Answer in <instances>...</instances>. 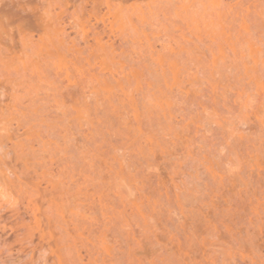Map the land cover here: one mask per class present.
<instances>
[{
    "label": "rangeland",
    "instance_id": "1",
    "mask_svg": "<svg viewBox=\"0 0 264 264\" xmlns=\"http://www.w3.org/2000/svg\"><path fill=\"white\" fill-rule=\"evenodd\" d=\"M34 11L43 15L38 24L0 16V151L9 150L0 153V215L10 218L15 207L28 208L37 237L46 197L70 196L62 208L71 204L74 211L61 209L82 264L119 257L116 234L124 246L132 242L135 264H164L170 254L175 259L166 260L174 264H264V0H45ZM227 133L239 148L232 172L225 163L236 152L229 154ZM20 145L33 148L37 155H28L36 158L27 159ZM11 163L23 174L6 175ZM121 165L123 182L115 179ZM25 181L30 187L36 182L42 194L28 190ZM227 186L236 194L250 192L239 193L244 200L228 209L229 216L218 205L239 198ZM224 193L232 195L226 199ZM219 211L226 217L219 218ZM137 214L153 225L146 236L147 221ZM114 226H123L125 239ZM224 227L235 228V235ZM246 231L250 237L240 235L246 240L241 247L233 236ZM216 240L224 244L212 245ZM52 257V264H62Z\"/></svg>",
    "mask_w": 264,
    "mask_h": 264
},
{
    "label": "bare ground",
    "instance_id": "2",
    "mask_svg": "<svg viewBox=\"0 0 264 264\" xmlns=\"http://www.w3.org/2000/svg\"><path fill=\"white\" fill-rule=\"evenodd\" d=\"M45 0H0V16H3V17H5V18H7V19H9V20H21V21H25V22H33V23H36V24H38L40 21L39 20H41L42 19V17H43V15H41V14H37L35 11H34V9L39 5V4H42L43 2H44ZM51 10H48L47 12H50ZM51 13V12H50ZM50 16L52 17V15L50 14ZM42 34V33H41ZM237 60V59H236ZM234 62V61H233ZM238 62V61H237ZM235 63V62H234ZM165 74V73H164ZM130 76V75H129ZM158 76H159V74H158ZM138 77V76H137ZM203 77V76H202ZM156 79V78H155ZM207 79V78H206ZM167 80V79H166ZM210 80V79H209ZM152 83V82H151ZM173 83H175V82H173ZM152 84H154V83H152ZM151 85V84H150ZM194 85V84H193ZM238 85V84H237ZM152 86H154V85H152ZM148 88V87H147ZM153 88V87H152ZM155 89V88H154ZM148 90V89H147ZM150 91H151V89H150ZM148 92V93H150L151 94V92ZM155 91V90H154ZM170 92V91H169ZM131 93V92H130ZM147 93V94H148ZM149 94V95H150ZM154 94V93H153ZM157 94H159V92L157 93ZM162 94V93H161ZM182 94V93H181ZM183 95V94H182ZM161 96V95H160ZM163 96H164V94H163ZM191 96V95H190ZM195 96V95H194ZM167 98V97H166ZM162 99H164V98H162ZM249 99V98H248ZM171 100V99H170ZM157 101V100H156ZM183 101V100H182ZM240 101V100H239ZM246 101H248V100H246ZM166 104V103H165ZM145 105H147V104H145ZM159 105H161V104H159ZM164 105V104H163ZM243 105V104H242ZM192 106V105H191ZM205 108V107H204ZM169 109H170V107H169ZM242 109H244V108H242ZM247 109V108H246ZM152 110V109H151ZM250 111V110H249ZM151 112H153V111H151ZM110 113H112V112H110ZM194 113V112H193ZM218 113V112H217ZM117 114V113H116ZM204 114V113H203ZM208 114V113H207ZM210 114V113H209ZM111 115H113V114H111ZM110 115V116H111ZM148 115V114H147ZM160 115V114H159ZM174 115V114H173ZM193 115V114H192ZM165 116V115H164ZM195 116H197V115H195ZM203 116V115H202ZM146 117V116H145ZM159 117V116H158ZM166 117H167V115H166ZM175 117V116H174ZM208 117V116H207ZM204 118H205V116H204ZM213 118V117H212ZM148 119V118H147ZM162 119H164V118H162ZM166 119V118H165ZM126 120V119H125ZM181 120V119H180ZM197 120V119H196ZM200 120V119H199ZM239 120V119H238ZM203 121H205V120H203ZM149 122V121H148ZM173 123V122H172ZM205 123V122H204ZM244 123V122H243ZM243 123H240V125L241 124H243ZM145 124H147V123H145ZM212 124V123H211ZM113 125V124H112ZM205 125V124H204ZM244 125V124H243ZM146 126V125H145ZM130 127V126H129ZM213 127V126H212ZM241 127V126H240ZM243 127V126H242ZM94 128V127H93ZM146 128V127H145ZM244 128V127H243ZM127 129V128H126ZM133 129V128H132ZM158 129H160V128H158ZM207 129V128H206ZM205 129V130H206ZM96 130V129H95ZM91 131H93V129H91ZM131 131V130H130ZM236 131V134L238 133L237 132V130H235ZM160 132V131H159ZM202 132V131H201ZM206 132V131H205ZM228 133H229V131H227ZM94 133H96V132H94ZM142 133V132H141ZM145 133V132H144ZM181 133V132H180ZM209 133V132H208ZM227 133V139L230 137L229 136V134ZM138 134V133H137ZM230 134H233V130L231 129L230 130ZM17 135V134H16ZM88 135H89V133H88ZM247 135V134H246ZM128 136H130V135H128ZM137 136V135H136ZM143 136V135H142ZM210 136H212V135H210ZM1 137V136H0ZM3 137L4 136H2V138H0V139H3ZM160 137V136H159ZM165 137V136H164ZM207 137V136H206ZM6 138V137H5ZM8 139V138H7ZM16 139V138H15ZM90 139V138H89ZM194 139H196V138H194ZM230 140L232 139V137L231 138H229ZM228 139V141H229V143L228 144H230L229 146H230V150H233V151H228L229 152V154L231 153V152H236V154L235 153H231V155L229 156V164L228 163H225V164H227L228 165V167H227V171L228 170H230V167L229 166H231V167H233L234 168V166H236L237 164H234V162H237L238 160L236 159V158H238V156L237 157H235L236 155H239V154H237V150L236 151H234L235 149H237L238 148V146H237V148H234V147H236L235 145L236 144H233L234 146H232V142L230 141ZM130 141H131V139H129ZM164 140V139H163ZM15 141H17V140H15ZM64 141H66L65 139H64ZM92 141V140H91ZM161 141H162V139H161ZM41 142V141H40ZM44 142V141H43ZM93 142V141H92ZM127 142H129V141H127ZM159 142H160V140H159ZM13 142H11V144H12ZM5 144V143H4ZM3 144V145H4ZM174 144H176V143H174ZM197 144V143H196ZM241 144H243V143H241ZM139 145V144H138ZM171 145H173V144H171ZM191 145H192V143H191ZM12 146L14 147V143L12 144ZM129 146V145H128ZM181 146V145H180ZM244 146V145H243ZM3 147H5L6 148V146H3ZM34 147H36V146H34ZM45 147V146H44ZM113 147V146H112ZM175 147V146H174ZM226 147V146H225ZM227 147H228V145H227ZM232 147H233V149H232ZM10 148V147H9ZM22 149V150H25L26 151V154H27V159H35L36 157H34V158H29L31 155V157H33V156H35V155H37V153L36 154H34L35 153V151H33L32 149L33 148H28V150L29 149H31L32 151H33V153H32V151H30L29 153H28V151H27V148H25L24 146H22V145H20V147H19V149ZM128 148H130V147H128ZM165 148V147H164ZM217 148V147H216ZM246 148V147H245ZM7 149V148H6ZM5 149V150H6ZM16 149V148H15ZM19 149H18V151L15 153L14 152V156H15V154H16V156H18L19 158H21V153L20 154H18L19 153ZM44 149V148H43ZM148 149V148H147ZM146 149V150H147ZM175 149V148H174ZM173 149V150H174ZM239 149V148H238ZM12 150L13 151H15L13 148H12ZM45 150H46V148H45ZM126 150H128L127 148H126ZM209 150H211V148H209ZM8 149H7V151H5V153L4 152H1L0 151V153H4V154H8ZM169 151V150H168ZM176 151V150H175ZM186 151V150H185ZM203 151V150H202ZM164 152H167V151H164ZM214 152V151H213ZM241 152H243L242 151V149H241ZM176 153V152H175ZM184 153V152H183ZM210 153H212V152H210ZM215 153V152H214ZM213 153V154H214ZM217 153V152H216ZM28 154H31V155H28ZM112 154V153H111ZM114 154V153H113ZM127 154V153H126ZM132 154V153H131ZM195 154V153H194ZM247 154H250L249 152L247 153ZM20 155V156H19ZM39 155V154H38ZM179 155V154H178ZM208 155V154H207ZM2 156V155H1ZM8 156H11L10 154L8 155ZM150 156H152V155H150ZM186 156V155H185ZM198 155H196V157H197ZM231 156L233 157L234 156V158L235 159H233L232 160V158H231ZM18 157H15V159H17ZM25 157V156H24ZM181 157H183V156H181ZM241 156H239V158H240ZM12 158H13V156H12ZM19 158H18V160H19ZM228 158V157H227ZM248 158H250V157H248ZM247 158V159H248ZM14 158H13V160H15ZM23 159V158H22ZM37 159H39V157L37 158ZM134 159V158H133ZM175 159V158H174ZM182 159V158H181ZM204 159H205V157H204ZM208 159V158H207ZM212 159H214V158H212ZM24 160H25V158H24ZM136 160V159H135ZM184 160V159H183ZM215 160V159H214ZM137 161V160H136ZM189 161V160H188ZM201 161H202V159H201ZM204 161H206V160H204ZM203 161V162H204ZM208 161V160H207ZM25 163H24V165H27L29 162H28V160H26V161H24ZM189 162H192V161H189ZM199 162V161H198ZM40 163V162H39ZM165 163V162H164ZM12 164V163H11ZM23 164V163H22ZM95 164V163H94ZM174 164H176V163H174ZM204 164H206V162L204 163ZM216 164V163H215ZM23 165V166H24ZM29 165V164H28ZM30 165H31V162H30ZM108 165V164H107ZM113 165V164H112ZM124 165V164H123ZM143 165V164H142ZM195 165V164H194ZM234 165V166H233ZM14 166H16V165H14V164H12V165H10L9 167H7L6 168V175H12L13 174V172L15 171H17V173H21V174H23L22 173V171H20V172H18V170L17 169H15L14 168ZM34 166V165H33ZM111 166V165H110ZM125 166V165H124ZM162 166V165H161ZM220 166V165H219ZM250 166V165H249ZM248 166V167H249ZM29 169H30V167H32V166H27ZM112 167V166H111ZM184 167V166H183ZM209 167V166H208ZM210 167H212V166H210ZM215 167V166H214ZM90 168H93L92 166L90 167ZM101 168V167H100ZM123 168H125V167H122V165L120 166V169H119V172H118V174H117V176L115 177V179L116 178H120V180L122 181V180H124V179H126V176H125V178L123 177L124 176V174H123ZM156 168V167H155ZM163 168V167H162ZM167 168V167H166ZM213 168V167H212ZM220 168H222V167H220ZM232 168V170H230L231 172L232 171H235L234 169ZM236 168V167H235ZM239 168V167H238ZM257 168V167H256ZM160 169V168H159ZM172 169V168H171ZM9 170V171H8ZM26 170V169H25ZM165 170V169H164ZM170 170V169H169ZM173 170V169H172ZM241 170V169H240ZM247 170V169H246ZM46 171V170H45ZM99 171V170H98ZM133 171H135V170H133ZM189 171V170H188ZM193 171V170H192ZM216 171V170H215ZM230 171H228V172H230ZM260 171V170H259ZM1 173H3L2 171H0ZM8 172H11V174H9ZM27 172V171H26ZM25 172V173H26ZM37 172V171H36ZM47 172V171H46ZM126 172V171H125ZM202 172V171H201ZM43 173V172H42ZM48 173V172H47ZM47 173H45V174H47ZM130 173V172H129ZM220 173V172H219ZM239 173H241V172H239ZM238 173V174H239ZM27 174V173H26ZM44 174V175H45ZM51 173H48L47 175H45V176H52V175H50ZM55 174V173H54ZM131 174V173H130ZM142 174V173H141ZM205 174V173H204ZM221 174H224V172L223 173H221ZM226 174V173H225ZM223 175L222 177H224V176H226V175ZM233 174V173H232ZM260 174V173H259ZM5 175V177L6 178H8V180H10V177L11 176H9V177H7ZM14 175V174H13ZM27 175H29V174H27ZM43 175V174H42ZM100 176H101V174H99ZM116 175V174H115ZM189 175V174H188ZM210 175V174H209ZM255 175V174H254ZM2 176V175H1ZM14 176H16V175H14ZM17 176H18V174H17ZM100 176L98 177V178H100ZM102 176L104 177V174H102ZM189 176H191V174L189 175ZM188 176V177H189ZM201 176V175H200ZM207 176V175H206ZM237 176V175H236ZM239 176V175H238ZM21 175H19L18 176V178H20L21 179ZM28 177V176H27ZM30 177H32V176H30ZM29 177V178H30ZM53 177H55V176H53ZM94 177V176H93ZM93 177L92 178H90V177H88L89 179H91L92 180V182L93 183H95V179H93ZM187 177V178H188ZM241 177V176H240ZM240 177L239 178H236V179H240ZM250 177V176H249ZM248 177V178H249ZM15 178V177H14ZM124 178V179H123ZM191 178V177H190ZM226 178V177H225ZM228 178H230L229 177V175H228ZM247 177H245V179H246ZM246 179V180H250V178L249 179ZM31 179V178H30ZM37 179V178H36ZM168 179V178H167ZM185 179V178H184ZM193 179V178H192ZM199 179V178H198ZM206 179V178H205ZM222 180H227V179H223V178H221ZM241 179H242V181H241ZM241 179H240V183H242L241 184V186H247L248 185V182L247 181H243V179H244V177L242 178L241 177ZM16 180V179H15ZM19 180V179H18ZM97 180H100V179H97ZM96 180V181H97ZM117 180H119V179H117ZM186 180V179H185ZM193 180H195V179H193ZM210 180V179H209ZM235 180V179H234ZM256 180V179H255ZM11 181V180H10ZM30 181H33V180H30ZM38 181V180H37ZM90 181V180H89ZM102 181V180H101ZM142 181V180H141ZM153 181H155V180H153ZM19 182L22 184V182L19 180ZM52 182L54 183V181L52 180ZM56 182V181H55ZM120 182V181H119ZM123 182V181H122ZM179 182V181H178ZM191 182V181H190ZM218 182V181H217ZM233 181H231L230 183H232ZM16 183V182H15ZM34 183H36V182H33V184H32V186L34 187H36V185H34ZM49 183H51L50 182V180H49ZM91 183V182H90ZM104 183V182H103ZM121 183V182H120ZM189 183V182H188ZM195 183V182H194ZM222 183V182H221ZM227 183V182H226ZM235 183V182H234ZM237 183V182H236ZM235 183V184H236ZM254 183H256V182H254ZM20 184V185H21ZM25 185L26 184H28V182H26L25 181V183H24ZM30 184V183H29ZM55 184H57V183H54L53 185H52V187H55ZM139 184V183H138ZM143 184V183H142ZM160 184V183H159ZM199 184V183H198ZM233 184V183H232ZM232 184H229V185H232ZM244 184V185H243ZM39 185V184H38ZM60 185V184H59ZM122 185H124V184H121V186ZM16 186H17V184H16ZM26 186H28V185H26ZM25 186V187H26ZM31 186V187H32ZM42 186V185H41ZM40 186V187H41ZM57 186V185H56ZM106 186V185H105ZM140 186V185H139ZM233 186H234V184H233ZM237 186V185H236ZM236 186H234V187H236ZM241 186H239V188L241 187ZM249 186H250V184H249ZM30 187V185L28 186V188ZM29 188L28 190H31L32 192H35L36 191V193H41L42 194V192H40L39 191V187L37 186L36 188H33V189H35L34 191H33V189L32 188ZM92 187V186H91ZM168 187V186H167ZM190 187V186H189ZM228 187V189H234V187H232V188H229V186H227ZM27 188V187H26ZM58 188V187H57ZM108 188V187H107ZM115 188V187H114ZM117 188V187H116ZM134 188V187H133ZM226 188V187H225ZM224 188V189H225ZM244 188V187H243ZM247 188H248V186H247ZM44 189V188H43ZM98 189H100V188H97V190ZM106 189V188H105ZM228 189H226L225 190V193H229V191H230V193H232L234 196H236V195H238V196H236V197H238L239 199H237V198H235V199H233L234 197L233 196H231V197H233V198H231V199H229L227 196H229V195H232V194H225L224 193V197L227 199L226 201H228V202H226L225 200V202H226V204L228 203V205H230V203H232L233 202V207L231 206V208L230 207H228V205L226 206L225 205V202L224 203H222L221 205L222 206H220V205H218L219 207H226L225 209H224V212L226 211L227 213H225V214H228V216L230 215L228 212H231V210L230 211H228V209H232V210H234V209H236V207H238V208H240V206L239 205H237V202H239V204L241 203L240 201H243L244 200V197L242 198V197H239V196H242V194H239V193H244V191L247 193V194H249L250 195V192H248V189H246V190H242V192H240L239 190H238V194H236V192L234 191V190H236L237 191V188H235L234 190H229V191H227ZM41 190V189H40ZM45 190V189H44ZM57 190V189H56ZM60 190V189H59ZM59 190L58 191H56V192H59ZM63 190V189H62ZM115 190V189H114ZM185 190L186 189H184L183 190V193H179V192H177V194H180V195H185L184 193H185ZM197 190H199V189H197ZM201 190V189H200ZM92 191V190H91ZM118 191H119V189H118ZM122 191V190H121ZM147 191V190H146ZM181 191V190H180ZM188 191V190H187ZM227 191V192H226ZM61 192V191H60ZM182 192V191H181ZM202 192H204V191H202ZM210 192H212V191H210ZM27 193H29V192H27ZM44 193V192H43ZM63 193V192H62ZM62 193H60V194H56V195H58V196H62V197H64L63 196V194ZM65 193H68V191H66ZM64 193V194H65ZM96 193H98V192H96ZM174 193V192H173ZM188 194H190V195H192L193 193L191 192V191H189V192H187ZM192 193V194H191ZM246 193H244V194H246ZM38 194H33V195H38ZM69 194V193H68ZM148 194V193H147ZM150 194V193H149ZM188 194H186L187 196H189ZM46 195V194H45ZM45 195L43 196L44 198H45ZM71 195V194H70ZM119 195V194H118ZM226 195V196H225ZM249 195H247V196H245V197H249ZM42 196V195H41ZM104 196H106V195H104ZM208 196V195H207ZM218 196V195H217ZM221 196V195H220ZM54 197H56V198H58L57 196H50L49 198H47L46 197V200L44 201V203H45V205H44V207L41 209L40 208V211L43 213H41V216L42 217H44V224H42V225H44L43 227V229H41L40 230V233H38V235H37V237L35 236L36 234H35V231L33 230L34 228H32V226H31V218H30V214L31 213H29V211H28V208H18V207H15L16 209L14 210L13 209V211H12V214H10V218H8L9 216L6 214V215H3V214H1L0 215V264H49L50 263V260H51V263L50 264H52L54 261H52V260H54L53 258L54 257H52V255L54 254L57 258H58V260L57 261H61L60 263H64V264H79V263H81L82 264V262H81V260H80V262H78V260L80 259L79 257H78V252H76V246H75V242H74V239L75 238H72V235L70 234V231L72 232V230H70L69 231V229H68V227H67V222H64L65 220V218H64V215H63V213H62V211L64 210V208L65 207H63L62 208V206L64 205V204H66V202L64 203V200L66 199V200H68V198L70 197V196H66L65 195V199H63L62 197V199H63V202H62V199H60V198H58L59 200H61V202H62V205L60 204V205H58V203L55 201V200H58V199H56V198H54ZM115 197V196H114ZM129 197H132V196H129ZM179 197H181V196H179ZM178 197V198H179ZM183 197V196H182ZM37 198V197H36ZM39 198V197H38ZM37 198V199H38ZM41 198V197H40ZM102 198V197H101ZM187 199L188 198H190V197H186ZM191 198H192V196H191ZM190 198V199H191ZM103 199H104V197H103ZM103 199H101L102 201H103ZM106 199V198H105ZM112 199V198H111ZM150 199V198H149ZM197 199H200V198H197ZM203 199V198H202ZM40 200H42V199H40ZM65 200V201H66ZM70 200H71V203H72V198H70ZM118 200V199H117ZM182 200V199H181ZM181 200H177L176 199V201H178V205H179V201H180V204H181ZM191 200H193V201H196V200H194V199H191ZM236 202H235V201ZM240 200V201H239ZM115 201V200H114ZM187 201V200H186ZM189 201V200H188ZM191 202L192 204L194 203V202ZM232 201V202H231ZM61 202H59V203H61ZM70 202V201H69ZM115 202H117V201H115ZM138 202V201H137ZM150 202V201H149ZM166 202V201H165ZM197 202H199V201H197ZM216 202V201H215ZM202 203V202H201ZM207 203H209V202H207ZM236 203V204H235ZM35 205H33V206H36V204L37 203H34ZM39 204H40V202H39ZM144 204V203H143ZM195 204V203H194ZM193 204V205H194ZM198 204V203H197ZM206 204V203H205ZM214 204H216V203H214ZM224 204V205H223ZM237 205V206H235V205ZM258 204V203H257ZM23 205V204H22ZM41 205H43V203H41L40 204V206ZM204 205V204H203ZM202 205V206H203ZM232 205V204H231ZM14 206V205H13ZM65 206V205H64ZM69 207H67V212H70L69 210H71V208H72V206H71V204H69L68 205ZM71 206V207H70ZM181 206V205H180ZM180 206H178V207H180ZM184 206V205H183ZM208 207H209V205H207ZM213 206H215V205H213ZM115 207V206H114ZM137 206H135V208H136ZM191 207V206H190ZM196 206H193V208H191V209H193V210H191V209H188V211H187V213L189 212V214H191V212H192V215H193V217H194V209L196 210L197 208H195ZM235 207V208H234ZM4 208H6V207H4ZM3 208V209H4ZM63 210H62V209ZM183 208V207H182ZM186 208H187V206H186ZM216 208H218V207H216ZM234 208V209H233ZM237 208V209H238ZM249 208V207H248ZM12 209V208H11ZM69 209V210H68ZM100 209V208H99ZM117 209V208H116ZM140 209V208H139ZM221 209V208H220ZM220 209H216V210H220ZM100 210H102V209H100ZM141 210V209H140ZM183 210H185V209H183ZM190 210H191V212H190ZM201 210V212H202V209H200ZM74 211V210H73ZM72 210H71V212H73ZM155 211V210H154ZM215 211V210H214ZM112 212V211H111ZM153 212V211H152ZM186 212V211H185ZM200 212V211H199ZM220 213L219 214H217L218 216L219 215H221V212L222 211H219ZM233 212V211H232ZM231 212V213H232ZM5 213V212H4ZM167 213V212H166ZM182 213H184V211L182 212ZM77 214H79V213H77ZM122 214V213H121ZM120 214V215H121ZM139 214H141V213H139ZM185 214V213H184ZM183 214V216H185ZM188 214V215H189ZM196 214V213H195ZM225 214H223V215H225ZM235 214H239V212H237V210L235 211ZM11 215H13L12 217H13V219L15 220V221H13L14 222V224H13V222H11L13 219H12V217H11ZM37 215V214H36ZM69 215V214H68ZM74 216H75V214H73ZM81 215V214H80ZM138 215V214H137ZM151 215H153V214H151ZM187 215V216H188ZM210 215V214H209ZM216 215V214H215ZM216 215V216H217ZM223 215H221V216H219V218H221ZM233 215V214H232ZM32 216V215H31ZM70 216H72V215H70ZM131 216V215H130ZM139 216V215H138ZM140 216H142V215H140ZM139 216V218H141V221H147V222H144L145 223V225H142V226H145V228L143 229V231H144V235L145 234H147V232H145V230H149V233L150 232H152V226L153 225H151L150 223H148L149 222V220H147V219H149V216H148V218L147 219H145V217L144 216H146V215H144L143 214V217H140ZM187 216H185V217H187ZM202 217L200 214L198 215V217ZM207 216H208V214H207ZM122 217V216H121ZM223 217H226V216H223ZM232 217H234V216H231L229 219H232ZM157 218V217H156ZM235 218V217H234ZM7 219H10V220H7ZM72 219H73V217H72ZM151 219V218H150ZM178 219V218H177ZM190 219V218H189ZM201 219V218H200ZM102 220V219H101ZM217 220V219H216ZM233 220V219H232ZM235 220V219H234ZM7 221H10V222H7ZM125 221V220H124ZM124 221H122L123 223H124ZM161 221V220H160ZM159 221V222H160ZM192 224H193V226H195V224H196V222H197V220H195V222H192L193 220H189ZM209 221H210V219H209ZM7 222V223H6ZM33 222H34V220H33ZM43 221H41V223H42ZM70 222V221H69ZM130 222V221H129ZM178 222V221H177ZM203 222H205V224H206V221H204L203 220ZM221 222V221H220ZM8 223H10L9 225H10V227L11 226H13V227H11V228H8L9 226L7 225ZM66 223V224H65ZM143 222H142V224H144ZM152 223V222H151ZM162 223V222H161ZM167 223H170V222H167ZM201 223V222H200ZM199 223V224H200ZM224 224H225V222H223ZM222 223V224H223ZM235 223V222H234ZM249 223V222H248ZM132 224V223H131ZM150 224V225H149ZM155 224V223H154ZM229 224H233V222L232 223H229ZM229 224L228 223H226L225 225H227V227L229 226ZM8 226V227H6V226ZM122 225V224H121ZM121 225H119L120 227H121ZM158 225V224H157ZM163 225V224H162ZM170 225V224H169ZM209 225V224H208ZM94 226V225H93ZM116 226V225H115ZM114 226V227H115ZM119 226H117V227H119ZM150 227V228H148V227ZM198 226V225H197ZM196 226V229H198V227H200V225L197 227ZM33 227H35V226H33ZM109 227V226H108ZM117 227H115V228H117ZM119 227V228H120ZM187 227V226H186ZM191 227H192V225H191ZM227 227H224L225 228V230H229L231 233H232V231H235L234 229L235 228H233V230L231 231V229L230 228H227ZM236 227V226H235ZM36 228H37V226H36ZM136 228V227H135ZM170 228V227H169ZM6 229H10V231H6ZM72 229V228H71ZM156 229V228H155ZM166 229H168V228H166ZM173 229V228H172ZM195 229V230H196ZM200 229V228H199ZM192 230V229H191ZM227 230V231H228ZM116 231V233L118 232L120 235L124 232H126V231H124V229H123V226H122V228H120V230H115ZM120 231H123V232H120ZM200 231V230H199ZM198 231V232H199ZM229 232V234H231ZM236 232H239V231H236ZM235 232V233H236ZM176 233V232H175ZM184 233V232H183ZM221 233V232H220ZM234 233V232H233ZM232 233V234H233ZM246 233H248L247 231H246ZM246 233L245 234H239V237L238 236H233L234 237V239H235V242H237L238 243V245L239 244H245L246 243V240L245 239H243V237L241 236L240 237V235H245V236H249L250 237V234L249 235H246ZM252 234V233H251ZM257 234V233H256ZM117 235V234H116ZM116 235H114V237L116 238V237H118V238H116V239H113V240H115V241H117V249H115V250H117V252L118 251H120V252H122V253H118V254H121L120 256L118 255V254H115V255H118L119 257H116V256H113V257H115L116 259H113L114 261H116L117 262V264H132V259H131V256L134 258V261L136 260L135 259V252H137V251H135V252H133L132 250L134 249L133 247L134 246H132V245H130V243H132V242H130V243H126V245L127 246H124L125 244H124V242H126L125 240H123L122 239V237H119V236H116ZM133 235H135V234H133ZM153 235V234H152ZM195 235H197V234H195ZM216 235V234H215ZM221 235V234H220ZM226 235H228L227 234V232H226ZM233 235H235V234H233ZM237 235V234H236ZM122 236H123V234H122ZM125 236H128V234L126 233V235ZM146 236V235H145ZM162 236V235H161ZM203 236V235H202ZM264 236V235H263ZM74 237V236H73ZM124 237V236H123ZM163 237H165V236H163ZM216 239L217 238H219L220 239V237L219 236H214ZM224 237V236H223ZM229 237H232V235L231 236H229ZM228 237V239H230ZM256 237H257V235H256ZM119 238H121L123 241H121L122 243H123V245L119 242L120 240H119ZM126 237H124V239H125ZM128 238H130V237H128ZM127 238V239H128ZM132 238H134V236H132ZM140 238V237H139ZM142 238H144V237H142ZM147 239L148 238H150V237H146ZM157 238V237H156ZM204 238V237H203ZM207 238H209V237H207ZM135 239V238H134ZM165 239V238H164ZM182 239V238H181ZM250 239V238H249ZM249 239H247V240H249ZM252 239H254V238H252ZM264 239V238H263ZM119 240V241H118ZM133 240V239H132ZM141 240H143V239H141ZM231 240H233L232 238H231ZM257 240V238L255 239V241ZM108 241V240H107ZM191 241V240H190ZM221 241V240H220ZM220 241H218V240H216V241H211V242H213V243H211L212 245H216L217 243H215V242H220ZM104 242V241H103ZM133 242H135L136 243V241H133ZM151 242V241H150ZM224 241H221L220 243H223ZM232 243L234 242V241H231ZM234 242V244H237V243H235ZM256 242H258V241H256ZM102 243V242H101ZM109 243V242H108ZM135 243H133V245L135 244ZM219 243V244H220ZM226 243H227V241H226ZM93 244H96V243H93ZM128 244L131 246V247H129L128 246ZM191 244H193V243H191ZM218 244V246H221V245H219ZM224 244V243H223ZM252 244V243H251ZM137 244H135V246H136ZM258 245V244H257ZM102 246H103V244H102ZM109 246V245H108ZM119 246L121 247V249L119 248ZM123 246V247H122ZM144 246H146V245H144ZM208 246V245H207ZM235 246V245H234ZM239 246H243V245H239ZM93 247V246H92ZM104 248H108L107 247V243H105V246H103ZM126 247H128L127 249H125ZM142 247V246H141ZM156 247H158V246H156ZM223 247V246H222ZM225 247V246H224ZM251 247H254L253 249H256L255 247V244L253 243V245L251 246ZM95 248V247H94ZM103 248V249H104ZM110 248H111V250L113 249L112 248V246H110ZM109 248V249H110ZM122 248H124V249H122ZM161 248V247H160ZM189 249H191L190 247H188ZM211 248V247H210ZM213 248V247H212ZM237 248V247H236ZM240 248V247H239ZM95 249H99L100 250V248H97V246H96V248ZM95 249L93 250V251H95ZM108 249V250H109ZM119 249V250H118ZM131 249V250H130ZM207 249V248H206ZM219 249V248H218ZM222 249V248H221ZM244 249V248H243ZM78 250V249H77ZM111 250H109V252L111 251ZM114 250V251H115ZM121 250H127V251H121ZM132 251V253H134L133 255L131 254V252L130 251ZM135 250H136V248H135ZM144 250H145V248H144ZM161 250V249H160ZM246 250V249H245ZM188 251H190V250H188ZM196 251V250H195ZM222 251V250H221ZM249 251H250V248H249ZM257 251V250H256ZM259 251V250H258ZM112 253H110V255H109V257H110V259L111 258H113L112 257V254H113V251H111ZM126 252V255L124 254ZM145 252H146V250H145ZM147 252H149V251H147ZM215 252V251H214ZM251 252V251H250ZM50 253V254H49ZM197 253V252H196ZM243 253H245V252H243ZM109 254V253H108ZM163 254V253H162ZM170 254V253H169ZM199 254V253H198ZM205 254V253H204ZM93 255H95V254H93ZM146 255V254H145ZM252 255H254V254H252ZM256 255V254H255ZM95 256H97V255H95ZM155 256V255H154ZM161 256H163V255H161ZM171 254H170V256L168 255V256H166L165 258L166 259H170L171 258ZM105 257V256H104ZM149 257V256H148ZM164 257V256H163ZM174 259H175V256H172ZM252 257H254V256H252ZM79 258V259H78ZM117 258H120V260H118ZM125 258V259H124ZM164 258V259H165ZM176 258H178V257H176ZM216 258V257H215ZM250 258V257H249ZM97 259V257H95V260ZM100 260H101V258H99ZM102 259H105V258H103L102 257ZM165 259V261H164V264H169L170 262V260L169 261H167ZM218 259V258H217ZM99 260V261H100ZM106 260V261H105ZM104 260V262H105V264H106V262H111V263H113L114 264V261H112V260H110V261H107V259H105ZM219 260V259H218ZM92 261H93V258H92ZM99 261H97V263H99V264H101L100 262H103L102 260L99 262ZM133 261V264H135L136 263V261H138V260H136L135 262ZM176 261V260H175ZM197 261V260H196ZM239 261V260H238ZM246 261V260H245ZM257 261V260H256ZM103 262V263H104ZM115 262V263H116ZM125 262V263H124ZM166 262V263H165ZM172 262H174V260H172ZM170 263V264H174V263ZM110 263V264H111ZM217 263V262H216ZM221 263V262H220ZM219 264V263H218ZM235 264V263H234ZM252 264H254L253 262H252Z\"/></svg>",
    "mask_w": 264,
    "mask_h": 264
}]
</instances>
